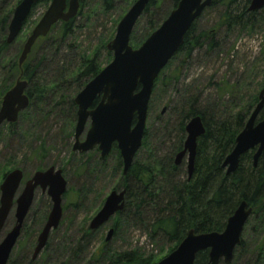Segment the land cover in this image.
<instances>
[{"label":"trees","instance_id":"1","mask_svg":"<svg viewBox=\"0 0 264 264\" xmlns=\"http://www.w3.org/2000/svg\"><path fill=\"white\" fill-rule=\"evenodd\" d=\"M20 1L0 0V69H2L0 95L9 90L21 74V79L27 82L25 93L29 98V106L19 114L16 123L5 124L7 125L5 130L8 134L26 142L29 141L28 136L32 138L35 131L40 128L41 131L47 132L36 133L43 135L47 142L53 130L46 124L54 120L60 122L58 135L54 139L69 142L73 138L76 122L77 108L73 101L74 97L103 68L96 59L97 49L82 52L80 46L72 40L78 28L77 19L83 14L84 0H79L76 17L68 22L53 25L45 37L35 42L21 68L17 64L22 49L19 40L13 43L16 45V53L9 59L4 58V51L10 47L6 43L8 24L14 7ZM50 1L39 0L33 6L23 28L27 25L34 8L42 5L46 9ZM114 1L101 0L104 12L112 10ZM134 1L130 0L129 4ZM179 1L149 0L130 35L129 45L138 48L165 20ZM250 1L212 0L211 5L203 13L214 11L217 23L211 28L199 27L203 13L193 22L184 36L182 46L155 79L147 115L150 114L156 92L167 95L168 102L163 106L166 107V111L163 114L161 112L156 114L155 127L153 124L145 127L142 146L125 175L122 174V161L115 145L104 158L100 157L95 148L93 152H88L93 153V163L90 162L89 155L86 161L79 162L78 170L81 176L96 178L99 173L106 170L105 165L109 157L115 161L111 171L119 180L114 190H125V197L123 210L109 220L113 229L112 237L116 238L122 230L130 226H137L147 233L150 240L171 245L162 255L164 257L175 249L191 229L199 234L222 232L226 220L242 201L252 208L250 219L253 218L259 225L264 220V151L255 167L252 166L253 152L240 157L238 167L232 174L226 175L221 167L224 158L234 146L236 136L243 129L258 102L259 90L264 88V76L257 89L244 98L239 97L236 85L228 86L220 95L203 96L204 92L197 83L190 85L181 83L182 72L195 58H208L217 53L223 42V37L220 36L221 30L245 32L254 29L259 16L264 13V8L259 11H249ZM143 19L146 32L140 36L139 26ZM112 36L104 44L111 40ZM111 59L112 55L107 51L106 63ZM210 85L213 86L211 82L208 83V86ZM179 89L183 90L180 92ZM98 101L99 98L96 99V102ZM262 115L263 112H260L257 121L261 120ZM195 116L201 118L205 131L196 142L194 169L191 177L187 178L183 162L175 166L174 158L182 150L186 136L185 126ZM158 137L159 145L156 142ZM46 142L43 140L35 152V157L40 159V163L44 158L43 147ZM141 152L146 156L143 161H138L136 159ZM84 154L73 153L72 157H84ZM50 167H54V164H41L30 174ZM9 170L12 168H8L7 165L0 169V181ZM61 170L68 182L65 169L61 167ZM21 172L25 178L24 171ZM85 190L81 187L76 191L74 208L86 202ZM70 195L73 194L67 189L63 197L66 199ZM35 200L34 195L33 204L21 230L23 232L26 229L30 216L36 214L32 221L33 236L41 230L50 209L46 197H44L45 207H41L39 203L36 205ZM100 204L102 201L99 206ZM63 222L62 214L58 228ZM245 227L246 225L244 229ZM98 231L99 229L90 231L85 221L71 244L69 242L68 245L55 247L52 246L51 233L44 249L35 260L30 258L29 253H25L26 244L18 246L21 251L19 255L16 254L17 249H13L7 264H83L82 258L86 260L84 264H156L160 260V258L156 260L151 255H144L138 249H114L105 239L86 259L88 248ZM242 245L241 239L230 264L239 262L238 255ZM258 251L259 256L264 254V243L260 244ZM207 255L206 251L197 254L194 264H206ZM247 262L246 260V264Z\"/></svg>","mask_w":264,"mask_h":264},{"label":"water","instance_id":"2","mask_svg":"<svg viewBox=\"0 0 264 264\" xmlns=\"http://www.w3.org/2000/svg\"><path fill=\"white\" fill-rule=\"evenodd\" d=\"M212 0H180L165 20L138 48L129 45L130 35L136 22L142 16L149 0H135L118 22L113 38L106 50L112 59L74 97L76 122L73 132L72 152L84 154L97 149L101 158L106 157L113 145L122 161L125 175L138 150L142 146L148 104L153 84L160 71L180 49L184 36L193 22L211 5ZM39 0H21L13 9L6 43L9 45L20 34L33 6ZM264 8V0H251L249 11ZM79 0H51L41 18L25 39L17 64L21 68L35 42L45 37L51 27L59 22H68L76 17ZM27 82L20 76L14 85L1 97L0 126L14 124L19 114L29 106L25 93ZM99 101L96 102V99ZM165 109L161 110L163 114ZM263 112L261 120L257 117ZM89 122L83 140L85 126ZM199 116L192 117L185 126V140L180 152L175 155L174 165L186 160L187 178L194 169L196 142L204 134ZM264 151V88L258 93V102L251 111L243 129L234 140L231 152L224 158L221 167L225 174L236 171L241 156L253 152L252 166L255 167ZM23 174L14 169L8 172L0 183V234L8 217L14 210V223L0 241V264H7L21 234L24 220L33 204L36 190L45 193L50 201V209L45 222L37 234L31 259L35 260L44 249L51 231L58 228L62 219V196L66 181L61 170L50 167L34 172L24 181L18 194ZM125 190H112L101 207L88 223L90 231H96L124 207ZM252 214V208L245 201L240 202L233 214L226 220L222 232L195 233L189 230L182 241L156 264H194L197 254L207 252L206 264H230L234 251L241 243L245 224ZM113 235L109 229L105 241Z\"/></svg>","mask_w":264,"mask_h":264},{"label":"rangeland","instance_id":"3","mask_svg":"<svg viewBox=\"0 0 264 264\" xmlns=\"http://www.w3.org/2000/svg\"><path fill=\"white\" fill-rule=\"evenodd\" d=\"M129 1L130 0H115L112 10L104 12L101 0H84L83 14L77 19L78 28L72 40L80 46L82 52H89L97 49L98 52L96 59L102 67H105L110 62L106 63V45L110 40L105 44L104 42L108 40L111 35L114 36L118 22L131 6ZM45 10L46 9H44L42 5H37L34 8L27 25L21 30L14 42L19 40L21 46L23 45L25 39ZM215 23H217L216 13L214 11H208L202 14L199 21V27L203 29L211 28ZM145 25V20H141L139 26L140 36L146 32ZM220 36L221 38L223 37V42L217 53L208 58H195L193 62L187 66L188 68L186 67L182 72L183 81L181 83L184 85L197 83L200 86V89L204 92L203 96L220 95V93L228 86L234 85L238 86L236 89L239 97L242 96L244 98L251 95V93L257 89L259 82L262 81L264 76V13L259 16L258 23L252 31L247 30L245 32H238V30H234L231 32H225V30H221ZM14 42L9 44L10 47L4 51L5 60L9 59L16 53L17 50L16 45L13 44ZM216 54H218L217 57ZM1 74L2 69H0V83L2 80ZM209 82H211L213 86H208ZM179 90L181 92L183 89ZM155 95L156 98L153 101L150 114L147 115L146 126L153 124L155 127L156 114L161 112L162 109H165L166 107H163L165 106L164 103L168 102L166 100L167 95L164 96L163 93L160 94L157 92ZM2 96L3 95H0V103ZM224 99H226V97ZM6 126L7 125L5 124L0 126V169L7 165V167L12 168V170H14L15 167V169H22L21 171H24L25 178L22 180L18 194L23 187L24 181L33 175V173H30L36 167L41 166V164H54L55 169L61 170V167L65 169L68 178V182L65 180L66 190L70 189L74 196L70 195L66 199L62 196V214L64 222L58 229H55L53 233L51 231L52 246H65L68 245L69 242L71 244V241L74 239L73 237L78 234L83 222L86 221L88 227L89 221L102 205L100 204L99 206V203L101 201L103 203L105 197L114 190V187L119 180L118 176H113L111 171L115 162L114 159L111 157L107 159L105 165L106 170L99 173L96 178L86 177L85 175L81 176L80 171L78 170V167H80V165L78 166L79 162L86 161L90 156V162L93 163V153L87 152V154H84V157L73 158V153L78 155L76 152H71L73 138H71L69 142L54 139L58 135L60 122L51 120L50 124H46V126H51L53 130L48 137L47 142L43 135L36 133L37 131L42 132L43 134L47 132L45 130L41 131L40 128H38L37 131L34 130L35 133L32 137L33 139L28 136L29 141L25 142L16 136L8 134L5 130ZM88 128L89 122H87L85 126L84 133L80 138L81 141ZM31 139L34 140V142H32ZM43 140L46 142V145L43 147L44 158L42 163H40V159L35 157V152L39 149ZM156 142L159 145V137ZM145 156L146 155L141 152L136 160L143 161ZM183 166L185 169L186 160H183ZM12 170H9V172ZM81 187L86 189V194H84V196L87 199L85 198V203L74 208L73 204L76 199L75 194ZM35 197L36 205L39 203L41 204V207H45L44 197L48 199L50 205L49 198L45 193H41L40 190H36ZM35 209L36 206L34 207V210ZM35 212L37 213V211ZM13 214L14 210L12 209L5 228L0 234V241L14 223ZM35 215L30 216L29 221L26 224V229L21 232L16 242L14 248L17 249L16 254L18 255L21 252L19 251L18 246H24L26 244V247H24L26 248L25 253L32 254L38 234L37 233L33 236L32 232V221L34 220ZM245 225L246 227L243 229L244 231L241 235L243 245L241 252L238 255L239 259L237 258L239 262H236L235 264H246V260L248 261L247 264H264V254L260 256L258 255V248L260 244L264 243V220L259 225L253 218H249ZM109 229H111V223L109 222L99 228L98 233L94 236L90 247L88 248V254L85 257L86 259L90 257L94 250L100 247ZM108 243H110L114 249H138L144 255H151L156 260L158 258L161 260L163 258L162 255L167 252L169 247H171L169 244L150 240L147 233L137 226H130L122 230L119 236L116 238L113 236ZM258 259L259 261H257ZM81 260L83 261V264L86 261L83 258Z\"/></svg>","mask_w":264,"mask_h":264},{"label":"flooded vegetation","instance_id":"4","mask_svg":"<svg viewBox=\"0 0 264 264\" xmlns=\"http://www.w3.org/2000/svg\"><path fill=\"white\" fill-rule=\"evenodd\" d=\"M186 167V166H185Z\"/></svg>","mask_w":264,"mask_h":264}]
</instances>
